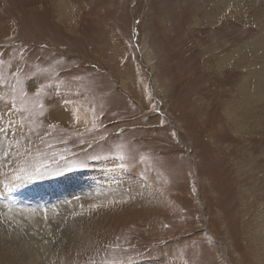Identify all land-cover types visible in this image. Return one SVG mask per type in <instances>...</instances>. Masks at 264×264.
Masks as SVG:
<instances>
[{"label":"rangeland","instance_id":"374dc122","mask_svg":"<svg viewBox=\"0 0 264 264\" xmlns=\"http://www.w3.org/2000/svg\"><path fill=\"white\" fill-rule=\"evenodd\" d=\"M262 89L264 0H0V224L39 264H264Z\"/></svg>","mask_w":264,"mask_h":264},{"label":"bare ground","instance_id":"6f19581e","mask_svg":"<svg viewBox=\"0 0 264 264\" xmlns=\"http://www.w3.org/2000/svg\"><path fill=\"white\" fill-rule=\"evenodd\" d=\"M57 7L58 6H56V10H58V13L62 14L64 8L60 9V6H59V9H58ZM121 84H123V83H121ZM124 87H125V85H124ZM255 92L256 93L253 95V100L251 99V102H257L259 100L264 99V89H262L260 91L257 90ZM249 105H251V104H249ZM63 200L64 199H61L60 201L62 202ZM14 234L11 233V231H8V229L6 228V224H3V223L0 224V238L5 240V242H8V241H6L7 239H11L12 242L17 243L21 247L19 252L11 255V257H10L11 264H39V262L42 260V257L44 256L43 255L44 251L46 249H48V248H46V247H48L47 244H44V242H43L44 240H42L41 238H40V240H38L37 236H36V238L30 237L29 240H24V243H23L22 241L21 242L18 241V239L15 240V236H12Z\"/></svg>","mask_w":264,"mask_h":264}]
</instances>
